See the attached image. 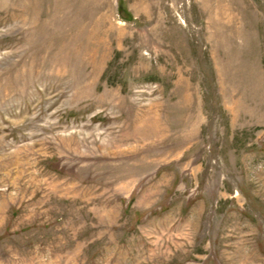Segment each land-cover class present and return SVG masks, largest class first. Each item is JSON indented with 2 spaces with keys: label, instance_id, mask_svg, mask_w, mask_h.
Instances as JSON below:
<instances>
[{
  "label": "rangeland",
  "instance_id": "374dc122",
  "mask_svg": "<svg viewBox=\"0 0 264 264\" xmlns=\"http://www.w3.org/2000/svg\"><path fill=\"white\" fill-rule=\"evenodd\" d=\"M0 264H264V0H0Z\"/></svg>",
  "mask_w": 264,
  "mask_h": 264
}]
</instances>
